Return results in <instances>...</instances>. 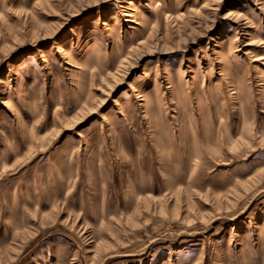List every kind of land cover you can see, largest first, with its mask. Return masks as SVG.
Here are the masks:
<instances>
[{
  "label": "rangeland",
  "instance_id": "obj_1",
  "mask_svg": "<svg viewBox=\"0 0 264 264\" xmlns=\"http://www.w3.org/2000/svg\"><path fill=\"white\" fill-rule=\"evenodd\" d=\"M0 264H264V0H0Z\"/></svg>",
  "mask_w": 264,
  "mask_h": 264
}]
</instances>
